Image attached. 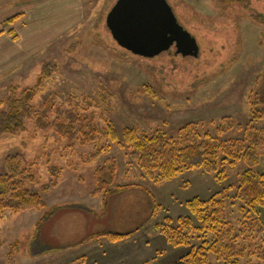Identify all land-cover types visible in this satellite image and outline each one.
Returning <instances> with one entry per match:
<instances>
[{"label": "rangeland", "instance_id": "obj_1", "mask_svg": "<svg viewBox=\"0 0 264 264\" xmlns=\"http://www.w3.org/2000/svg\"><path fill=\"white\" fill-rule=\"evenodd\" d=\"M80 1L81 15L75 18L69 3L0 0V62L13 49L25 57L26 46H10L2 37L7 31L24 32L18 25L14 31L17 20L10 19L24 12L38 20L23 33L34 38L35 53L0 74V102L11 98L12 88L18 95L34 88L44 65L51 64L56 72L38 91L33 107L42 108L54 99L55 106L72 112L69 101L81 108L90 101L94 107L82 113L94 114L101 131L112 125L120 139L124 131L135 129L178 140L181 131L189 129L216 145L221 158L230 145L256 134L259 165L253 171L264 175V116L259 121L252 116L264 86V0H167L178 22L196 39L199 56L185 57L171 48L154 58L135 55L114 39L107 18L119 0ZM41 9V16L34 15ZM5 110L0 107V113ZM67 145L54 132L37 130L31 120L20 136H0V174L6 172L8 156H21L23 166L37 175L28 189L47 204L41 210L0 214V264H177L190 248L171 245L156 225L166 218L176 222L191 216L185 204L195 198L222 197L225 219L236 233L244 215L247 222L255 218L264 228V208L249 211L236 197L240 177L248 170L242 159L227 163L222 180L192 170L171 181L154 182L117 143L98 138L87 145L77 141L72 149ZM106 146L109 151L87 162L95 147ZM114 165V186L148 189L159 206L156 211L140 189L106 202L92 196L97 171L106 167L107 173ZM53 167L60 171L59 184L43 192L44 185L55 181ZM104 232L135 234L118 243L92 238ZM260 237L264 246V231ZM210 262L223 264L214 256ZM241 264L248 262L243 259ZM253 264L264 261L254 258Z\"/></svg>", "mask_w": 264, "mask_h": 264}, {"label": "trees", "instance_id": "obj_2", "mask_svg": "<svg viewBox=\"0 0 264 264\" xmlns=\"http://www.w3.org/2000/svg\"><path fill=\"white\" fill-rule=\"evenodd\" d=\"M20 16L11 18L9 22L14 23ZM9 34L14 40L18 39L13 31ZM55 72V66L46 64L34 88L22 91L20 95L17 94L16 88L11 89V98L0 102V107H6V110L0 113V136H20L26 131L27 121L31 120L37 130L52 131L66 140L68 149L74 148L77 141L87 145L94 143L98 138L109 140L121 148H126L131 163L136 164L154 182L171 181L192 170L214 173L217 180H222L221 175L224 174L227 163L234 165L242 159L248 170L240 177L236 197L249 211L264 208V175L253 171L259 165V136L256 134H248L245 142L230 145L231 149L225 151L222 158L216 145H211L189 129H183L178 140L169 138L163 132L146 135L139 134L135 129H128L124 131L121 140L112 125L101 131L95 124L94 114L83 115L82 112L94 107V103L90 101L85 102L86 108L69 101L72 112L64 111L62 106H55L54 99L42 108L33 107L32 103L38 91ZM256 106L257 109L252 105V116L254 121H259L264 116V86L257 95ZM106 150L109 151L110 146L95 147L87 162L101 156ZM5 169V174H0L1 215L6 212L18 214L47 207L38 193L28 189L29 184L37 182V175L31 168L23 166L21 156H8L5 159ZM50 172L55 181L44 185L43 192H48L59 184V169L53 167ZM103 174H106V177ZM115 179V165L107 173L106 167L99 169L96 173L97 187L92 196H102L106 202L113 195L140 189L153 202L155 211L158 209L155 197L148 189L139 185L114 186ZM185 205L191 216L181 217L176 222L166 218L165 222L156 225V229L171 245L190 248L189 253L177 264H211V256L223 264H241L243 259H246L248 264H253L254 258L264 261V246L257 239L264 228L257 219L251 218L247 222L248 216L244 215V222L236 233L234 226L225 219V202L222 197L214 196L208 200L195 198ZM134 234L104 232L92 238H105L118 243Z\"/></svg>", "mask_w": 264, "mask_h": 264}, {"label": "water", "instance_id": "obj_3", "mask_svg": "<svg viewBox=\"0 0 264 264\" xmlns=\"http://www.w3.org/2000/svg\"><path fill=\"white\" fill-rule=\"evenodd\" d=\"M107 25L119 45L135 55L154 58L174 46L179 55L199 56L196 39L167 0H119Z\"/></svg>", "mask_w": 264, "mask_h": 264}, {"label": "crops", "instance_id": "obj_4", "mask_svg": "<svg viewBox=\"0 0 264 264\" xmlns=\"http://www.w3.org/2000/svg\"><path fill=\"white\" fill-rule=\"evenodd\" d=\"M47 1H50V0H47ZM78 2L81 4L80 0H52V2H50V3L56 4V5H61L63 3L71 4L72 5L71 7L73 8L72 9V11H73L72 15L75 16V18H76V17L81 15V8H82V5H80V4L78 5ZM45 4H49V3H45ZM41 10H43V11H41L39 13H35L34 15L41 16V14L44 12V9H41ZM18 15H21V16L16 21V23L14 24L15 26L13 25L14 31L16 30V27L18 25V26L25 27L24 32H22V33L18 32V34H16L18 37L17 40H14L13 37L9 34L10 31L4 32L5 34H3L2 37L5 39V41L7 43L10 42V46H14V44L17 42H19V44H21V45L23 44L24 46H26L25 47V53H24L25 57L20 58L19 53L14 49L12 51H10L9 54H7L5 61L0 62V74L3 72H9V70L13 69V67L15 65H18L20 62L23 63L24 61H27L35 53L34 52L35 49L33 48L34 38H30L29 35L23 34V33H25L26 29H29L32 26H34V24L38 20H34L31 17L27 18L24 12L21 14H18ZM56 31L58 32V29ZM52 33H53V30L51 29V34ZM56 35H58V34H56ZM30 46H31V49H30ZM1 55H2V48H0V60H1ZM8 58H9V60H8Z\"/></svg>", "mask_w": 264, "mask_h": 264}, {"label": "flooded vegetation", "instance_id": "obj_5", "mask_svg": "<svg viewBox=\"0 0 264 264\" xmlns=\"http://www.w3.org/2000/svg\"><path fill=\"white\" fill-rule=\"evenodd\" d=\"M172 48H175L174 46ZM176 49V48H175Z\"/></svg>", "mask_w": 264, "mask_h": 264}]
</instances>
